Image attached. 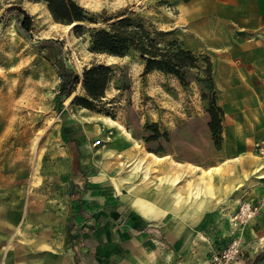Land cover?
<instances>
[{
	"label": "rangeland",
	"instance_id": "obj_1",
	"mask_svg": "<svg viewBox=\"0 0 264 264\" xmlns=\"http://www.w3.org/2000/svg\"><path fill=\"white\" fill-rule=\"evenodd\" d=\"M11 4L32 24L24 34L14 16L0 19V205L69 214L78 143L85 148L78 163L110 176L115 196L130 183L151 185L158 172L151 153L201 172L225 159V123L241 117L251 89L240 78L250 64L239 55L264 31L225 24L208 38L218 46H205L200 32L173 25L166 0H0V16ZM43 38L60 44L62 61L78 75L63 96L54 48L39 44ZM174 178L204 190L195 175ZM221 217L193 234L186 253L161 251L153 262L264 264V238L247 233L251 220ZM233 245L238 253L222 257Z\"/></svg>",
	"mask_w": 264,
	"mask_h": 264
},
{
	"label": "crops",
	"instance_id": "obj_2",
	"mask_svg": "<svg viewBox=\"0 0 264 264\" xmlns=\"http://www.w3.org/2000/svg\"><path fill=\"white\" fill-rule=\"evenodd\" d=\"M166 1L173 25L200 32L208 41L205 46H218L208 38L225 24L237 31H264V0ZM248 44L249 53L239 60L250 67L240 78L249 80L251 89L238 106L241 117L225 123L228 150L221 163L201 172L150 152L158 157L152 162L158 172L151 185L142 183L138 190L137 183H130L115 196L117 186L110 176L78 163L85 151L78 143L69 214L51 216L43 208L22 213L15 205H0V264H156L154 256L161 251L186 253L193 234L204 228L209 232L224 214L232 216L242 199L260 202L247 233L264 238V156L254 150V143L264 139V39ZM252 79H261L262 85ZM176 172L195 175L204 190L176 183ZM160 241L162 247L157 246Z\"/></svg>",
	"mask_w": 264,
	"mask_h": 264
},
{
	"label": "trees",
	"instance_id": "obj_3",
	"mask_svg": "<svg viewBox=\"0 0 264 264\" xmlns=\"http://www.w3.org/2000/svg\"><path fill=\"white\" fill-rule=\"evenodd\" d=\"M14 16L15 23L19 31L26 34L31 29V15L26 12L24 8L16 4L9 5L4 14L0 16V19L5 22L8 16ZM77 27V26H76ZM39 44L49 45L54 48L55 60H56V70L60 76L59 90L60 96L68 94L72 86L78 81L77 73L70 67L66 66L61 59V46L54 40L50 38H43L38 41ZM110 51H115L109 48ZM64 128V127H63Z\"/></svg>",
	"mask_w": 264,
	"mask_h": 264
},
{
	"label": "built area",
	"instance_id": "obj_4",
	"mask_svg": "<svg viewBox=\"0 0 264 264\" xmlns=\"http://www.w3.org/2000/svg\"><path fill=\"white\" fill-rule=\"evenodd\" d=\"M254 150L257 154L264 156V139H260L254 143ZM260 209V202H254L248 199H242L233 214L236 222L243 223L253 218ZM238 253V247L233 245L228 250L222 252V257L229 258Z\"/></svg>",
	"mask_w": 264,
	"mask_h": 264
},
{
	"label": "bare ground",
	"instance_id": "obj_5",
	"mask_svg": "<svg viewBox=\"0 0 264 264\" xmlns=\"http://www.w3.org/2000/svg\"><path fill=\"white\" fill-rule=\"evenodd\" d=\"M148 157V156H147ZM207 171H209L208 169H207ZM136 184V183H135ZM134 185V184H133ZM129 187V186H128ZM130 189V188H129ZM190 191V190H189ZM191 194V193H190ZM198 203V202H197Z\"/></svg>",
	"mask_w": 264,
	"mask_h": 264
}]
</instances>
